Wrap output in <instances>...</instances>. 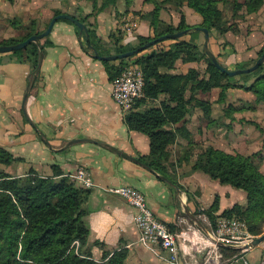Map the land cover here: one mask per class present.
Here are the masks:
<instances>
[{
  "label": "crops",
  "instance_id": "1",
  "mask_svg": "<svg viewBox=\"0 0 264 264\" xmlns=\"http://www.w3.org/2000/svg\"><path fill=\"white\" fill-rule=\"evenodd\" d=\"M236 2L243 5L246 0ZM101 3L102 0H98L97 9ZM234 4V0H229L219 5L225 23L231 26L228 32L221 34L214 30L210 33V50L229 70L253 63L264 49V5L257 13L249 14L246 7L235 10ZM97 9L94 10L93 3L87 0H0V41L20 39L24 35L21 27L28 24L36 23L38 32L44 31L56 11L79 19L81 15H89L85 24L88 29H94L97 38L105 44L104 50L112 54L118 47H138L139 37H154V29L142 18L154 9V5L146 0H132L129 5L126 0H119L115 7L103 12ZM182 15L190 29L200 27L203 22L202 16L188 6L177 9L168 5L161 12L163 26L177 27ZM14 20L18 21L13 23ZM118 38L120 41L116 44ZM182 40L203 49L204 35L201 32L191 30ZM86 43V36L81 35L73 23L58 21L50 36L41 42L42 46L46 44L44 61L35 82L36 71L34 74L31 60L16 52L0 54V147L6 149L13 159L9 164L0 163V172L11 176L6 183L25 179L31 174L53 177L54 166L73 181L70 175L85 167L93 181L102 188L129 186L144 193L156 216L176 227L174 232L179 236L182 250L181 264H223L226 261L222 253L224 248L214 242V229L204 213L219 198L220 207L215 215L220 218L236 204L245 206L247 197L229 185L212 180L202 171L192 170L200 151L199 144L206 146L203 142L212 148L236 154L222 145L223 132L210 126L217 118L215 113L211 111L205 115L200 108L192 106L195 108L192 113L190 108L181 123L168 128L173 134L179 131L176 143L169 148L171 158L166 164L172 182L183 187L181 189L177 185L179 189H176L160 180L157 173L102 147L107 144L138 159L151 152L149 137L128 129L125 115L113 100L107 67L103 61L91 56L85 49ZM171 44L172 41H164L152 50H169ZM149 52L151 50L143 54ZM206 68L204 61L184 63L179 60L169 73L186 75L191 69L200 71ZM215 90L220 93V89H214L212 93ZM198 94L197 99L210 102ZM163 103H171L168 96L149 100L138 109L161 108ZM196 121L201 125L205 122V125L196 127ZM80 139L94 140L98 144L78 143L67 147L69 142ZM188 152L192 155L188 156ZM91 191L85 221L90 230L88 247L92 249L95 260H101L104 252L114 254L125 250L128 252L126 264H171L139 243L140 232L135 224L134 208L103 189ZM188 192L193 194L191 201ZM186 210L200 225L189 217ZM182 212L195 225L181 228L185 224L184 218L180 217ZM229 245L235 246L230 250L240 252L238 255L243 261V256L249 251L254 254L252 264H264V241L249 250L238 249V244Z\"/></svg>",
  "mask_w": 264,
  "mask_h": 264
},
{
  "label": "trees",
  "instance_id": "2",
  "mask_svg": "<svg viewBox=\"0 0 264 264\" xmlns=\"http://www.w3.org/2000/svg\"><path fill=\"white\" fill-rule=\"evenodd\" d=\"M87 1L93 3L94 10L97 9L98 0ZM228 1L146 0L147 3L154 5V9L142 15V18L148 21L154 29V37H139L138 47L129 49L118 47L114 50V54H111L110 51L104 50L105 44L97 38L94 29L89 28L90 41L86 43L85 49L90 52L92 45L102 56L117 55L135 50L168 34L190 29L184 15L177 27L163 26L161 12L168 5H174L178 9L188 6L202 16L203 22L200 27L208 29L210 33L216 30L224 34L231 26L225 23L219 5L221 2ZM236 1L234 0L235 10L246 7L249 14L257 13L264 5V0H246L243 5ZM118 2L119 0H102L97 10L103 12L115 7ZM126 3L129 5L132 0H126ZM61 14L64 13L56 11L55 17ZM88 17L89 15L84 16L80 20L86 23ZM38 33L42 32L32 31L21 40L11 38L0 41V46L17 45ZM119 41L120 38L116 40V44H119ZM170 41L172 44L169 50H152L154 46L148 49L151 52L143 54L144 51L135 56L136 64L141 66L144 73L145 98L135 104L132 110L125 115L124 121L130 131L140 132L150 139V154L139 157V160L155 171L160 180L165 177L173 181L168 174L166 164L171 158L169 148L176 143L179 131L173 134L168 128L181 123L192 106L200 108L205 115L211 113L212 104L197 99V94L200 92L206 94L214 89H220L218 100L223 102L229 89L238 88L254 94L259 102H264V64L252 74L230 77L215 67L201 47L182 39ZM45 45L42 46L43 49ZM16 53H21L24 58L32 61L35 74L41 53L39 45L32 44ZM263 53L264 49L259 53L258 58ZM179 60L184 63L204 61L207 64L204 75L196 69H191L186 75L170 74L169 71L175 68ZM104 64L113 82L119 77L121 71L113 62H104ZM246 77L254 78L250 85L233 84L236 78ZM162 95L168 96L171 103H163L161 108L139 111L138 108L142 104L158 99ZM242 110V108L229 105L226 112L233 113ZM252 158V156L229 154L210 148L198 154L192 166L193 171H202L221 185H229L246 193L247 204L245 206L236 204L220 216L238 218L250 226L254 225L257 219L264 217V174L254 164ZM12 160L9 152L0 147V163L9 164ZM53 173V177L50 178L31 174L25 179H14L7 184L6 179L11 176L0 172V264H126L128 252L125 250L114 254L104 252L99 261L94 259L91 248L84 251L83 248L87 246L90 235L85 221L88 215L86 205L92 191L78 187L71 179L65 177L64 172L57 166L53 167ZM174 183L179 185L175 181ZM188 199L193 200V194L190 192H188ZM219 207V198H216L213 206L204 213L214 230L217 227V218H219L215 213L219 211ZM168 226L174 232L176 227ZM251 231L256 237L264 235L259 228L253 227ZM76 242L80 245L79 248H76ZM225 251L233 255L240 253L222 249V252Z\"/></svg>",
  "mask_w": 264,
  "mask_h": 264
},
{
  "label": "built area",
  "instance_id": "3",
  "mask_svg": "<svg viewBox=\"0 0 264 264\" xmlns=\"http://www.w3.org/2000/svg\"><path fill=\"white\" fill-rule=\"evenodd\" d=\"M112 87L113 100L126 115L138 101L145 98V79L141 66L134 63L129 64L112 82ZM70 177L73 178V182L83 188L91 190L100 188L122 198L136 210L135 224L140 232L139 243L159 259L171 264H181L182 250L179 236L154 214L143 192L129 186L102 188L93 181L85 167L79 168ZM241 234L247 235L243 241L246 244L252 241L253 238L245 231L243 223L237 218L224 216H220L217 220V229L212 233L216 242L222 244H238L243 239L240 237ZM245 264L248 263L245 262Z\"/></svg>",
  "mask_w": 264,
  "mask_h": 264
},
{
  "label": "rangeland",
  "instance_id": "4",
  "mask_svg": "<svg viewBox=\"0 0 264 264\" xmlns=\"http://www.w3.org/2000/svg\"><path fill=\"white\" fill-rule=\"evenodd\" d=\"M76 1H83V0H76ZM80 18H83V16L81 15ZM21 28H23L24 30L23 31L24 35L19 40L26 37L32 31L38 32L37 30L38 25L36 23L28 24L27 26H23ZM136 60H137L136 57H132L129 59L113 61V63H119L118 67L120 71H123L129 64L131 63L136 64ZM252 65L253 63H246V64L241 65L238 69L248 68L249 66L251 67ZM200 72H201V75H203L205 73V69L200 70ZM253 80L254 78L252 77L236 78L233 84L250 85L253 82ZM219 95H220L219 90H215L214 93L211 92V93H206V94L205 93L198 94V96L201 97V99L208 100L213 103L212 113H215L217 118L215 119L214 123H212L210 126H212L213 129L223 132L224 139L222 140L223 141L222 145L225 148H227V150H231V152L233 153L242 154L244 156H252L253 157L252 160L254 164L257 165L260 168L261 172L264 174V102H259L255 95L251 94L250 92L245 91L244 89H238V88L230 89L228 94H226L227 97L225 101L223 102H220L218 100ZM189 97H190V94H189ZM228 105H232V106L236 105L238 108H242L243 110L240 112H233V113L228 112L227 113L226 111H227ZM194 110L195 108H191L190 113H192ZM196 123H198L196 124V127L197 126L202 127L205 125V122H201L203 125H201L199 121H196ZM203 145H206V146H201V144H199L200 151L197 153V155L213 147L210 144H204V142H203ZM197 148H198V145H197ZM232 148L234 149L232 150ZM190 155H192V153L188 152V156ZM88 173L90 172L88 171ZM76 185L78 187H81L79 186V184H76ZM232 189H235L236 191H239L241 194L246 195L245 192L242 190H238L233 187ZM196 194H198V192H196ZM246 204H247V200H246ZM86 210H87V207H86ZM180 217L184 218L185 220V224H182L183 226H181V228L182 227L184 228L190 225L193 226L194 224L193 221H191V219L187 217L186 214L182 212L180 213ZM257 220L258 221L255 222L254 225L250 226L245 221L238 219L239 222L243 223V225L245 226V231L252 238H255L256 236L252 235L251 228L253 227L259 228L264 232V217L259 218ZM246 236L241 234L240 237H243V239L240 240L241 242L239 240H234V241H239L238 245L243 246L246 244L245 242H243ZM75 245H76V248L80 247L78 242H76ZM88 248L89 247L87 244V246H85L83 249L84 251H87ZM224 250H230V249L224 248ZM222 253H223L224 258L226 259V261L223 264H245V262H247L248 264H252V261L254 259V254L249 253V251L247 252V254L243 256L244 261L242 260L241 255H233L232 253L228 251H225Z\"/></svg>",
  "mask_w": 264,
  "mask_h": 264
},
{
  "label": "water",
  "instance_id": "5",
  "mask_svg": "<svg viewBox=\"0 0 264 264\" xmlns=\"http://www.w3.org/2000/svg\"><path fill=\"white\" fill-rule=\"evenodd\" d=\"M60 20H66V21L73 23L79 29L80 34L81 35L84 34L86 36L87 42L90 41L89 30H88V27L85 23H83L80 19H78L72 15L61 14V15L54 17L51 20L49 26L42 33L35 34V35L31 36L29 39H27L26 41L20 42L17 45H8V46L2 45V46H0V54L18 52V51H21V50L29 47L32 44L39 45V47L41 49V53H40L38 66L36 68V74H35V78H34V82H35V80L37 79V77L41 71L42 64L44 61V49L42 47L41 42H42V40H44L45 38L50 36L55 24ZM191 30H195V31L203 33V35H204L203 52L212 61V63L215 65V67L217 69H219L221 72L227 74L230 77L252 74L255 71H257L264 64V53H263L251 67L243 68V69H236V70H229V69L225 68L222 64H220L218 62L217 58L215 57V55L210 50V41H211L210 32L208 29H206L204 27H195L193 29H187V30H183V31H180L177 33L168 34L166 36L160 37L157 40H153L150 43H148L142 47H139L135 50L128 51V52L122 53V54H117V55L102 56L99 54V52L96 50V48L91 45L90 46L91 56L94 59L99 60V61H103V62H113V61H118V60L129 59V58L135 57L136 55H139L142 52L156 46L158 43H162V42L168 41V40L182 39L183 37L188 35L191 32ZM27 99H28V95L25 96L24 101H23L24 113H26L25 106H26ZM25 115L27 116V114H25ZM78 143H95V144H98L94 140H90V139H83L82 140V139H80V140H74V141L69 142L67 147H71V146L78 144ZM102 147H104L108 151H110V152H112V153H114V154H116V155H118V156H120L126 160H129V161L134 162L138 165H141L142 167H144L148 171H151L154 174H156L155 171H153L148 165L142 163L138 158L130 156L127 153H125V152H123V151H121V150H119L113 146L107 145V144H103ZM162 180L165 181L166 183L172 185L176 189H179V187L177 185H175L169 179L163 177ZM186 211H187L186 213L189 215V217L193 221H195L197 224L200 225V223L195 218V216L192 215L189 210H186ZM263 241H264V235H262L260 237H255L252 239V241L249 244H245V245L239 246L237 248L241 249V250H249V249H252V248L260 245ZM214 242L216 243L215 239H214ZM217 244L219 245V247L227 248V249H233L235 247L232 245H227V244H222V243H217Z\"/></svg>",
  "mask_w": 264,
  "mask_h": 264
}]
</instances>
